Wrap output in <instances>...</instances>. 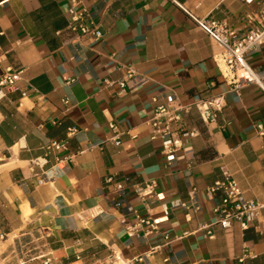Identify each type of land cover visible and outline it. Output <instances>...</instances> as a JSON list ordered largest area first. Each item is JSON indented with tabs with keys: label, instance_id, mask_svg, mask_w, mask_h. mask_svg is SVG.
I'll return each mask as SVG.
<instances>
[{
	"label": "crops",
	"instance_id": "1",
	"mask_svg": "<svg viewBox=\"0 0 264 264\" xmlns=\"http://www.w3.org/2000/svg\"><path fill=\"white\" fill-rule=\"evenodd\" d=\"M175 1L237 37L259 0ZM70 7L0 0V79L8 68L22 72L27 92L0 95V264H110L113 252L134 259L155 247L136 264H264V207L256 228L225 230L215 213L222 197L208 194L229 173L246 199L264 205V91L228 84L217 46L173 0H76L100 39L69 29ZM248 61L264 71V44ZM129 70L138 80L123 90ZM170 96L189 108L176 128L197 130L171 164L148 126ZM217 97L223 109L204 122L194 104ZM54 141L67 148L47 154ZM43 157L44 171L59 172L40 183L30 165ZM151 183L164 200L137 195ZM166 211L158 233L128 236L124 220Z\"/></svg>",
	"mask_w": 264,
	"mask_h": 264
},
{
	"label": "built area",
	"instance_id": "2",
	"mask_svg": "<svg viewBox=\"0 0 264 264\" xmlns=\"http://www.w3.org/2000/svg\"><path fill=\"white\" fill-rule=\"evenodd\" d=\"M173 1L191 17L197 26L207 34L211 42L217 46L218 51L213 58L219 65L222 76L228 84L234 86L236 90L246 85L254 84L264 91V71L256 70L248 61V56L264 44V0L258 1V10L256 12H250L245 15L247 31L242 36L237 37L232 36L227 24L208 18H199L187 11L175 0ZM247 2L251 3L253 0H247ZM70 3L71 7L68 10L70 16L69 29L81 36L93 35L96 39H100L102 37L101 31L98 28H90L85 23L86 11L75 9L76 0H70ZM21 73L14 71L12 68L6 70L0 79V95L4 94V92H20L24 97L27 95V92L23 91L19 86ZM137 80V74L133 70H129L126 77L120 82V86L125 90L131 82H136ZM107 84L111 85L112 82L107 81ZM64 104L66 109L70 107L69 100H65ZM194 105L204 122L215 121L216 112H220L224 107L222 97L200 101ZM188 110L189 108L179 104L174 96H170L168 97V104L158 106L154 116L148 121L151 131L150 138L151 140L161 141L162 153L169 164L180 159L178 157L180 152L184 151L187 153L189 151L190 148L185 147L183 138H193L197 135L196 129L180 132L176 128L182 120V114ZM110 127L116 129L113 123L110 124ZM257 129L260 135L264 136V121L257 125ZM76 132V128H71L69 135H74ZM66 148V142L54 141L45 146V151L50 154L53 151L60 152ZM47 164V157L31 161L30 170L39 179L40 183L53 180L59 172V170L44 171ZM107 182L112 183L114 179L109 178ZM155 187V183L144 187L138 186L135 192L142 200L152 197H155L158 201L164 200L163 194L155 193ZM116 188L121 192L123 185L116 183ZM193 194L194 192H192ZM208 194L211 196L220 194L222 197L220 205L215 209V213L218 217L217 223L223 229L228 230L238 224L242 230L246 231L252 227L256 228V222L261 223L259 217L264 205L257 201L246 199L238 182L229 173H224V177L208 189ZM175 205L186 207L185 204L180 203ZM195 209L198 210L199 207L195 206ZM127 210L129 212L134 211L130 206L127 207ZM168 216V211L165 212V216L160 218L136 216L132 222L124 220L123 224L129 237L138 236L141 230L145 231L147 236L158 233L160 225L168 219ZM158 249L160 248L155 247L134 259H125L121 254L113 252L108 257V262L110 264L147 262ZM45 264H49V261Z\"/></svg>",
	"mask_w": 264,
	"mask_h": 264
}]
</instances>
